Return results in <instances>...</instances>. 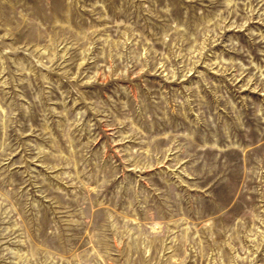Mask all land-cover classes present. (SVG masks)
Instances as JSON below:
<instances>
[{"label":"rangeland","instance_id":"rangeland-1","mask_svg":"<svg viewBox=\"0 0 264 264\" xmlns=\"http://www.w3.org/2000/svg\"><path fill=\"white\" fill-rule=\"evenodd\" d=\"M0 264H264V0H0Z\"/></svg>","mask_w":264,"mask_h":264}]
</instances>
